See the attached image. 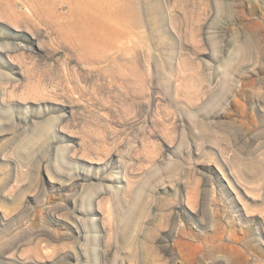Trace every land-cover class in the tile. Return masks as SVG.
I'll return each mask as SVG.
<instances>
[{
	"label": "rangeland",
	"instance_id": "374dc122",
	"mask_svg": "<svg viewBox=\"0 0 264 264\" xmlns=\"http://www.w3.org/2000/svg\"><path fill=\"white\" fill-rule=\"evenodd\" d=\"M0 264H264V0H0Z\"/></svg>",
	"mask_w": 264,
	"mask_h": 264
},
{
	"label": "bare ground",
	"instance_id": "6f19581e",
	"mask_svg": "<svg viewBox=\"0 0 264 264\" xmlns=\"http://www.w3.org/2000/svg\"><path fill=\"white\" fill-rule=\"evenodd\" d=\"M114 6V5H113ZM142 35V34H141ZM132 222V221H131Z\"/></svg>",
	"mask_w": 264,
	"mask_h": 264
}]
</instances>
